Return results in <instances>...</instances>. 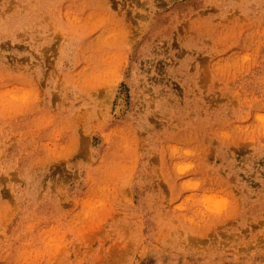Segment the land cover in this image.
<instances>
[{"label": "rangeland", "instance_id": "rangeland-1", "mask_svg": "<svg viewBox=\"0 0 264 264\" xmlns=\"http://www.w3.org/2000/svg\"><path fill=\"white\" fill-rule=\"evenodd\" d=\"M0 264H264V0H0Z\"/></svg>", "mask_w": 264, "mask_h": 264}]
</instances>
